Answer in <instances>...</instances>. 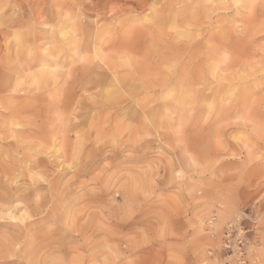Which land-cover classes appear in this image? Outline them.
I'll return each mask as SVG.
<instances>
[{
	"label": "rangeland",
	"instance_id": "1",
	"mask_svg": "<svg viewBox=\"0 0 264 264\" xmlns=\"http://www.w3.org/2000/svg\"><path fill=\"white\" fill-rule=\"evenodd\" d=\"M251 2L0 0V211L33 216L0 220V264H264Z\"/></svg>",
	"mask_w": 264,
	"mask_h": 264
},
{
	"label": "snow or ice",
	"instance_id": "2",
	"mask_svg": "<svg viewBox=\"0 0 264 264\" xmlns=\"http://www.w3.org/2000/svg\"><path fill=\"white\" fill-rule=\"evenodd\" d=\"M243 5H241V3H239V0H237L236 3V7L240 8ZM250 9L251 8H255L256 7V3L255 0H252L251 5L248 6ZM151 22V21H148ZM61 36H64V33L61 32ZM15 40L17 42V54H19L20 51V42H21V37L20 34L18 33L15 37ZM31 55V52L29 53ZM96 60H99V56L96 57ZM78 62L82 65H87L89 63L92 62L91 58L88 56H80L78 58ZM41 71H43V69H41ZM54 74L59 72L60 69L59 67L53 68L51 70ZM107 91H111V89L109 88ZM209 114H211V111L209 112ZM245 123L246 124H250L253 123L252 120L245 118ZM259 126L262 132V139H264V116L261 117L260 121H259ZM183 128V125H181V129L177 130L178 133H181V130ZM78 141H79V136H78ZM115 143V141H114ZM215 143L218 147H222V138L219 136V134L216 137ZM244 147L248 150V156H247V161L246 164L248 166H251L255 163H259L261 165V181L264 182V143H261L260 145V149L257 151H254L252 147H249L248 143H245ZM72 152H73V157H72V162L68 163L67 167L68 168H74V166L76 165V163L78 162L79 159V154H80V147H79V143L75 146H73L72 148ZM131 154V153H129ZM185 155L188 157V162L191 168H196L199 169L202 166L203 167H207V165H202L201 162L198 160V158L193 155L192 153H185ZM215 163H219V161H215ZM33 175V183H35L37 180L42 181L45 185H47L49 183V180L42 175H37V174H32ZM185 178V170L184 169H180L179 171L177 170H173V183H176L177 181H182ZM145 195L147 196L148 193H145ZM41 200V197L38 195L36 196V203L37 205H39ZM16 207H23V205H16ZM129 215H131L132 213L129 212ZM4 219H9L12 220L15 223L21 224V225H25L28 221L33 219V216L30 214V212L25 209V211L21 212L18 216L14 215L13 212L8 209L6 211H0V220H4ZM163 234V232H162ZM7 239V238H6ZM23 242H11L10 244V248L9 251L7 252V255L12 258L13 260H15L17 258L16 254L18 252H20V250L23 247ZM28 264H33V262L31 260L28 261ZM95 264V262H94ZM104 264H111V261L107 260V258L104 261Z\"/></svg>",
	"mask_w": 264,
	"mask_h": 264
},
{
	"label": "bare ground",
	"instance_id": "3",
	"mask_svg": "<svg viewBox=\"0 0 264 264\" xmlns=\"http://www.w3.org/2000/svg\"><path fill=\"white\" fill-rule=\"evenodd\" d=\"M115 75V74H114ZM116 78H117V76H116ZM116 80V79H115ZM125 80V79H124ZM126 81V80H125ZM118 82V81H117ZM120 83V82H119ZM121 84V83H120Z\"/></svg>",
	"mask_w": 264,
	"mask_h": 264
}]
</instances>
